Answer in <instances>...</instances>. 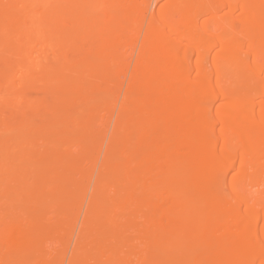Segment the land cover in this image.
<instances>
[{
  "label": "bare ground",
  "instance_id": "bare-ground-1",
  "mask_svg": "<svg viewBox=\"0 0 264 264\" xmlns=\"http://www.w3.org/2000/svg\"><path fill=\"white\" fill-rule=\"evenodd\" d=\"M0 264H264V0H0Z\"/></svg>",
  "mask_w": 264,
  "mask_h": 264
}]
</instances>
